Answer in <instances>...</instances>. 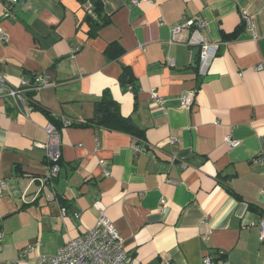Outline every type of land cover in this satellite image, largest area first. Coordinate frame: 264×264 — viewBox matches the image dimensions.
<instances>
[{
  "label": "crops",
  "instance_id": "crops-1",
  "mask_svg": "<svg viewBox=\"0 0 264 264\" xmlns=\"http://www.w3.org/2000/svg\"><path fill=\"white\" fill-rule=\"evenodd\" d=\"M132 1L0 0V74L14 87L47 80L23 110L0 98V264H36L102 215L132 264H264V0ZM184 17L205 20L218 44L204 77L185 35L170 41ZM102 98L142 134L61 127L60 172L45 186L41 110L83 123Z\"/></svg>",
  "mask_w": 264,
  "mask_h": 264
},
{
  "label": "built area",
  "instance_id": "built-area-1",
  "mask_svg": "<svg viewBox=\"0 0 264 264\" xmlns=\"http://www.w3.org/2000/svg\"><path fill=\"white\" fill-rule=\"evenodd\" d=\"M5 1L9 5L14 6L19 0ZM142 1L149 2L150 0ZM131 3L132 5H137L138 1L134 0ZM87 8V12L89 13L93 8L92 4L89 3ZM242 24L248 31H253V21L250 15L245 13L242 15ZM206 28L207 23L205 20L187 19L184 17L178 26L173 29L170 39L172 43L179 42V37L185 35V39L181 42L189 48L199 49L196 70L201 77L207 74L212 61L218 53V44L207 41L203 35ZM5 41L6 35L0 29V43H4ZM262 69H264V64H260L255 68V70ZM46 84L47 80L43 75L24 76L20 78L18 86L14 87L8 84L4 76L0 74V98L10 99L19 110H23L29 106L28 93L38 92ZM127 90H132V87H127ZM150 95L155 105H162L163 101L155 92H151ZM194 98L195 92L193 90L183 93L179 98L181 107L188 108L193 103ZM63 122L65 126L70 124V121L66 119H63ZM45 133L46 143L42 148L46 154L47 173L43 183L47 186L58 177L61 152L59 130L53 124L48 123L45 127ZM224 142L229 147L238 145V141L230 137H225ZM168 143L173 145L176 143V139H170ZM134 152H140V149L134 147ZM101 167H104L103 162H101ZM104 175L108 176L107 172ZM5 189L6 183L0 181V196ZM258 230V239L261 243H264V218L259 221ZM2 240L3 236L0 234V246ZM28 251H32V249L29 248ZM36 264H132V262L124 249L122 238L113 223L102 215L96 220L95 225L83 236L69 240L54 255L39 256L36 259ZM201 264H213V262L209 256H205Z\"/></svg>",
  "mask_w": 264,
  "mask_h": 264
},
{
  "label": "trees",
  "instance_id": "trees-1",
  "mask_svg": "<svg viewBox=\"0 0 264 264\" xmlns=\"http://www.w3.org/2000/svg\"><path fill=\"white\" fill-rule=\"evenodd\" d=\"M120 81L122 86L127 84H132L131 81L126 78L125 73H122L120 77ZM134 87H132V90ZM42 113L48 118V122L53 124L56 129H60L61 127H103V128H113L114 124H117L114 128L117 130H123L131 132L135 135H140L142 132L135 128L130 127L127 124V120H125L122 116L119 115L117 111L116 103L111 99L102 98L94 104V112L91 119L87 120L83 123H77L74 121H70L69 125H64L63 119L54 118L48 112L41 110ZM142 136V135H141ZM47 163V162H46ZM61 163V159L59 164Z\"/></svg>",
  "mask_w": 264,
  "mask_h": 264
},
{
  "label": "water",
  "instance_id": "water-1",
  "mask_svg": "<svg viewBox=\"0 0 264 264\" xmlns=\"http://www.w3.org/2000/svg\"><path fill=\"white\" fill-rule=\"evenodd\" d=\"M198 52H199V49L198 48H195L193 50V53H192V60L190 62V64L192 65V67L196 68V60H197V56H198ZM129 126L131 127H134V125L131 123V122H128L127 123Z\"/></svg>",
  "mask_w": 264,
  "mask_h": 264
}]
</instances>
